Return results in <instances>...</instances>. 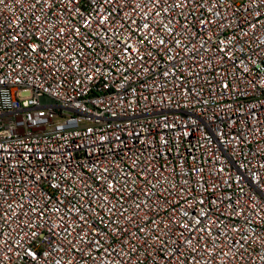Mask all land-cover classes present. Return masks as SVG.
I'll return each mask as SVG.
<instances>
[{
  "label": "built area",
  "instance_id": "built-area-1",
  "mask_svg": "<svg viewBox=\"0 0 264 264\" xmlns=\"http://www.w3.org/2000/svg\"><path fill=\"white\" fill-rule=\"evenodd\" d=\"M0 264H264V0H0Z\"/></svg>",
  "mask_w": 264,
  "mask_h": 264
}]
</instances>
